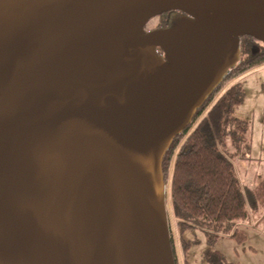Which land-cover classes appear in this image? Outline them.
<instances>
[{
	"label": "water",
	"instance_id": "1",
	"mask_svg": "<svg viewBox=\"0 0 264 264\" xmlns=\"http://www.w3.org/2000/svg\"><path fill=\"white\" fill-rule=\"evenodd\" d=\"M244 35L264 0H0V264H176L163 160Z\"/></svg>",
	"mask_w": 264,
	"mask_h": 264
},
{
	"label": "trees",
	"instance_id": "2",
	"mask_svg": "<svg viewBox=\"0 0 264 264\" xmlns=\"http://www.w3.org/2000/svg\"><path fill=\"white\" fill-rule=\"evenodd\" d=\"M241 50L240 61L197 110L191 124L175 137L163 160L183 264H200L191 253L194 240L186 237L187 230L199 228L206 235L209 246L201 253L203 264H233L210 247L221 234L245 239L239 228L233 227L250 215L232 160L234 149L251 145L250 122L235 113L244 90L238 78L264 65V44L244 35ZM249 204L254 215L264 211V179L251 190ZM171 241L179 264L173 233Z\"/></svg>",
	"mask_w": 264,
	"mask_h": 264
},
{
	"label": "rangeland",
	"instance_id": "3",
	"mask_svg": "<svg viewBox=\"0 0 264 264\" xmlns=\"http://www.w3.org/2000/svg\"><path fill=\"white\" fill-rule=\"evenodd\" d=\"M151 22L153 21L151 20ZM241 82L244 89L243 101L237 106L235 113L238 117L250 122L251 145L249 148L245 146L234 149L232 160L248 201L250 215L246 220H241L237 225H233L234 228L238 227L244 234L245 239L243 241L237 237H231V234H221L213 244H210V247L219 250L233 264H264V211L254 215L249 204L251 190L264 179V67L253 71ZM169 193L170 187L168 185L167 203L171 232L175 239L179 264H183L179 234L172 215ZM185 235L194 240L191 253L193 258L196 256L195 262L203 264L201 253L209 246L204 231L196 228L191 231L187 230ZM191 258L190 256V260Z\"/></svg>",
	"mask_w": 264,
	"mask_h": 264
},
{
	"label": "flooded vegetation",
	"instance_id": "4",
	"mask_svg": "<svg viewBox=\"0 0 264 264\" xmlns=\"http://www.w3.org/2000/svg\"><path fill=\"white\" fill-rule=\"evenodd\" d=\"M197 15L195 12H185L182 10H171L164 14L158 15L151 20L153 22L148 23L146 29L147 30H153L160 27H168V26H177L179 30L186 29L187 28V19L195 18ZM242 38V37H241ZM241 41V39H240ZM259 41V40H258ZM169 44L165 45V48H158V51L162 54L168 53L170 57H173V54L168 48ZM241 43H240V59H241ZM239 59V61H240ZM237 61L236 63H238ZM236 65V64H235ZM234 65V66H235ZM233 66V67H234ZM232 69V67H231Z\"/></svg>",
	"mask_w": 264,
	"mask_h": 264
},
{
	"label": "crops",
	"instance_id": "5",
	"mask_svg": "<svg viewBox=\"0 0 264 264\" xmlns=\"http://www.w3.org/2000/svg\"><path fill=\"white\" fill-rule=\"evenodd\" d=\"M262 67H264V65H260V66H258L256 68L252 69L251 71H249V72L243 74L241 77H239L238 80L242 81V79L247 77L250 73H252L253 71H255V70L259 69V68H262ZM263 151H264V149H263Z\"/></svg>",
	"mask_w": 264,
	"mask_h": 264
}]
</instances>
